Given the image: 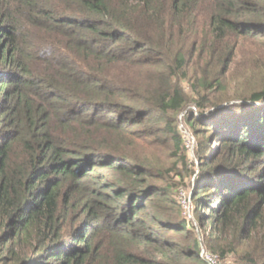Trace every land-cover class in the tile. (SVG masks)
Masks as SVG:
<instances>
[{
    "label": "trees",
    "instance_id": "16d2710c",
    "mask_svg": "<svg viewBox=\"0 0 264 264\" xmlns=\"http://www.w3.org/2000/svg\"><path fill=\"white\" fill-rule=\"evenodd\" d=\"M182 122L204 242L172 170L136 154L151 135L183 153ZM203 248L264 264V0H0V264H207Z\"/></svg>",
    "mask_w": 264,
    "mask_h": 264
},
{
    "label": "rangeland",
    "instance_id": "374dc122",
    "mask_svg": "<svg viewBox=\"0 0 264 264\" xmlns=\"http://www.w3.org/2000/svg\"><path fill=\"white\" fill-rule=\"evenodd\" d=\"M255 51L256 50L253 47H251L250 45H246L244 48V55H242L243 59L245 55L246 57H248L249 55L253 56ZM242 57L238 59L240 63L243 61ZM243 69L244 68L241 67L240 64L236 68V72L233 74V79L230 81L228 87V92H230L231 94L229 96V99H232L234 97L233 94L236 87L240 86V83L244 78L243 73L240 71ZM182 87L184 88L185 93L191 99L190 102H196L197 98L193 94L190 88V84L187 81L183 82ZM227 102L233 103L236 101L227 100ZM180 128L181 135L184 138V143L187 146V148H184L183 153L177 154L171 147L172 144L170 142H162L160 139H158V137L151 135L147 138L146 143L136 148V154L145 155L151 163H154L155 165L163 167L167 170H172L167 184L170 188L173 189L175 198L182 208V211L184 212V217L190 223L192 229L195 232V235L198 239L204 242L206 239L204 240L203 235L206 236L207 234L208 236L209 226L205 228L206 233L201 230L192 200L195 177L198 172V162L197 158L195 157L194 149L197 143L196 140L197 138L199 140V137L195 139L194 130L192 128H189V126L185 122L181 123ZM184 154L186 156V160ZM230 262H233V260H230Z\"/></svg>",
    "mask_w": 264,
    "mask_h": 264
},
{
    "label": "built area",
    "instance_id": "2783aa9c",
    "mask_svg": "<svg viewBox=\"0 0 264 264\" xmlns=\"http://www.w3.org/2000/svg\"><path fill=\"white\" fill-rule=\"evenodd\" d=\"M195 110V109H194ZM202 257L207 264H217L218 258L214 254L210 253L205 248L202 249Z\"/></svg>",
    "mask_w": 264,
    "mask_h": 264
}]
</instances>
